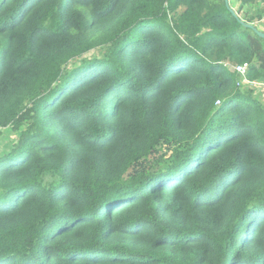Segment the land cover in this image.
<instances>
[{
	"label": "trees",
	"instance_id": "trees-1",
	"mask_svg": "<svg viewBox=\"0 0 264 264\" xmlns=\"http://www.w3.org/2000/svg\"><path fill=\"white\" fill-rule=\"evenodd\" d=\"M228 1L0 0V264H264V0Z\"/></svg>",
	"mask_w": 264,
	"mask_h": 264
},
{
	"label": "rangeland",
	"instance_id": "rangeland-1",
	"mask_svg": "<svg viewBox=\"0 0 264 264\" xmlns=\"http://www.w3.org/2000/svg\"><path fill=\"white\" fill-rule=\"evenodd\" d=\"M234 6L235 8H237V5ZM262 7H264V5H262ZM260 11H264V10L260 9ZM263 15L264 12L262 13V16ZM257 26L259 30L264 31V19L262 21H258ZM243 87L254 88L259 93V97L261 98V101L264 104V83H258L256 85H250L244 83L241 88ZM16 140H17V135L11 128H2L0 132V159H4L8 154L7 152L9 153L11 152L10 145H13L16 142ZM174 149H175V145L172 142L165 140L161 141L159 146L155 149V151L148 158L142 160L139 164H137L132 170V172L133 173L139 171L158 172L168 168L173 160ZM11 162L14 163L13 161ZM129 175L132 174L129 173L128 176ZM219 191L220 189L214 190L210 199H213Z\"/></svg>",
	"mask_w": 264,
	"mask_h": 264
},
{
	"label": "built area",
	"instance_id": "built-area-1",
	"mask_svg": "<svg viewBox=\"0 0 264 264\" xmlns=\"http://www.w3.org/2000/svg\"><path fill=\"white\" fill-rule=\"evenodd\" d=\"M248 67L249 66L246 64V65L238 66V67L235 68V71L239 75H241V77H242V82L240 83L239 86H242L244 83H247V84H250V85H256V83H250L245 77L246 73H247V70H248ZM218 104H219V102H218Z\"/></svg>",
	"mask_w": 264,
	"mask_h": 264
},
{
	"label": "water",
	"instance_id": "water-1",
	"mask_svg": "<svg viewBox=\"0 0 264 264\" xmlns=\"http://www.w3.org/2000/svg\"><path fill=\"white\" fill-rule=\"evenodd\" d=\"M228 3H229V1L227 0V4H228ZM246 27H248V28L254 30V31L256 32V34H257L261 39L264 40V32L258 30V29H257L255 26H253V25H246Z\"/></svg>",
	"mask_w": 264,
	"mask_h": 264
},
{
	"label": "clouds",
	"instance_id": "clouds-1",
	"mask_svg": "<svg viewBox=\"0 0 264 264\" xmlns=\"http://www.w3.org/2000/svg\"><path fill=\"white\" fill-rule=\"evenodd\" d=\"M221 104V102H219V104L217 103V105L219 106Z\"/></svg>",
	"mask_w": 264,
	"mask_h": 264
},
{
	"label": "crops",
	"instance_id": "crops-1",
	"mask_svg": "<svg viewBox=\"0 0 264 264\" xmlns=\"http://www.w3.org/2000/svg\"><path fill=\"white\" fill-rule=\"evenodd\" d=\"M12 145H10V148H11ZM8 151V150H7ZM9 153V152H8Z\"/></svg>",
	"mask_w": 264,
	"mask_h": 264
}]
</instances>
